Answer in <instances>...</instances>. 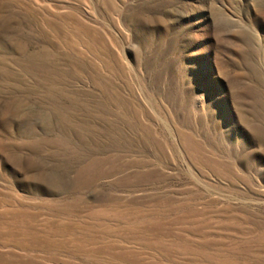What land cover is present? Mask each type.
<instances>
[{"label": "rangeland", "instance_id": "rangeland-1", "mask_svg": "<svg viewBox=\"0 0 264 264\" xmlns=\"http://www.w3.org/2000/svg\"><path fill=\"white\" fill-rule=\"evenodd\" d=\"M0 264H264V0H0Z\"/></svg>", "mask_w": 264, "mask_h": 264}]
</instances>
